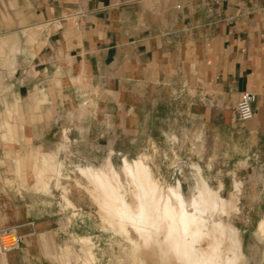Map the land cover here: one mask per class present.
Masks as SVG:
<instances>
[{
	"label": "crops",
	"instance_id": "crops-1",
	"mask_svg": "<svg viewBox=\"0 0 264 264\" xmlns=\"http://www.w3.org/2000/svg\"><path fill=\"white\" fill-rule=\"evenodd\" d=\"M14 2L24 25L43 28L34 43L13 53L16 64L6 76L7 93L18 97L21 122L1 121L10 128L12 156L0 147V229L14 226L22 240L0 251V264H60L54 214L41 196L8 180L15 154L20 163L32 149L43 150L56 139L64 124L61 112L79 99L92 102L97 122L108 125L117 116L125 127L136 111L156 110L158 102L190 85L216 104L227 90L236 100L240 90L248 89L254 93V115H264V0H227L212 9L205 0ZM10 45L16 50V43ZM190 77L196 78L193 84ZM205 82L215 89L207 90ZM48 108L53 113L44 116ZM256 122L262 124L260 118ZM105 165L114 167L106 159L79 169Z\"/></svg>",
	"mask_w": 264,
	"mask_h": 264
},
{
	"label": "rangeland",
	"instance_id": "rangeland-1",
	"mask_svg": "<svg viewBox=\"0 0 264 264\" xmlns=\"http://www.w3.org/2000/svg\"><path fill=\"white\" fill-rule=\"evenodd\" d=\"M24 22L14 0H0V147L7 156H12L7 151L10 128L1 121L21 122L18 97L7 93L6 76L16 64L11 57L24 43H34L43 28ZM28 33L33 35L31 40ZM10 43H16V50ZM195 81V77L188 80ZM204 85L209 91L215 89L210 82ZM229 92L216 104L190 85L173 99L158 102L156 110L136 111L134 124L125 127L118 124L117 116L108 125L97 122L96 111L89 109L92 102L79 99L61 112L64 124L56 139L43 150L32 149L31 157L25 155L20 163L15 154L14 175L8 181L41 196L54 214L60 264H176L163 245L145 244L132 230L128 234L118 227L79 169L109 159L119 173L125 199L134 205L135 186L122 171L123 157L129 161L141 157L163 191L180 181L182 193L189 198L206 181L228 201L225 212L214 217L237 232L246 255L240 264H264V241H257L256 233L264 220V115L238 120ZM48 99L44 94L43 101ZM52 113L48 108L43 115ZM259 118L261 125L256 122Z\"/></svg>",
	"mask_w": 264,
	"mask_h": 264
},
{
	"label": "bare ground",
	"instance_id": "bare-ground-1",
	"mask_svg": "<svg viewBox=\"0 0 264 264\" xmlns=\"http://www.w3.org/2000/svg\"><path fill=\"white\" fill-rule=\"evenodd\" d=\"M122 171L135 186L134 205L125 199L119 173L111 165L80 169L93 185L92 194L102 209L123 231L129 234L132 230L145 244L163 245L176 264H240L246 260L237 232L214 217L225 212L228 201L205 181L186 198L180 181L163 191L142 158L123 159ZM256 233L257 241H264V220Z\"/></svg>",
	"mask_w": 264,
	"mask_h": 264
},
{
	"label": "built area",
	"instance_id": "built-area-1",
	"mask_svg": "<svg viewBox=\"0 0 264 264\" xmlns=\"http://www.w3.org/2000/svg\"><path fill=\"white\" fill-rule=\"evenodd\" d=\"M208 7L212 9L227 0H205ZM254 93L248 89L240 90L234 103V114L240 121L249 119L254 115V109L251 102ZM22 240L21 234L18 233L14 226H6L0 229V251H5L11 247L17 246Z\"/></svg>",
	"mask_w": 264,
	"mask_h": 264
}]
</instances>
